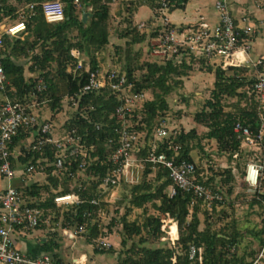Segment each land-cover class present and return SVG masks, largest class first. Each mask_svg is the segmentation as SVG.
I'll return each instance as SVG.
<instances>
[{
  "label": "trees",
  "instance_id": "1",
  "mask_svg": "<svg viewBox=\"0 0 264 264\" xmlns=\"http://www.w3.org/2000/svg\"><path fill=\"white\" fill-rule=\"evenodd\" d=\"M10 0H0V22L7 16L11 17L15 7L10 6ZM17 3H33L32 8L27 7V16L24 17L28 30L33 34V39H14L8 36L3 37L6 56L3 59V68L7 78L5 94L11 99L23 100L33 90L37 78L43 77L47 83V88L40 92V97L50 99L49 106L52 116L55 118L63 108V100L66 95L77 94L88 80L89 73L86 71L102 69L99 54L110 44L109 18L112 0H79V5L74 0H61L64 8V20L50 23L46 20L42 8V2L48 0H13ZM160 0H131L125 3V9L129 13L128 25L123 30L122 36L128 37L125 41V48L116 44L115 50L119 55V60H125L126 75L129 81L134 82V90L142 91L153 89V98L144 102L140 113H135L131 117L135 128L147 130L148 135L152 132L156 120L165 115L169 109L166 97L174 88L173 83L182 84V77L187 76L189 71L195 68L193 57L183 56L180 62L173 59L166 61H146L138 65L139 51H132V46L144 42L146 33L134 26L132 23V13L135 7L143 3L149 4L153 9L159 6ZM169 10L184 8L188 0H168ZM91 8V11H88ZM89 12L86 21H83L82 13ZM235 24L236 21H235ZM158 36V31L151 33ZM253 33H242L240 42L251 41ZM78 48L83 54L84 68L74 74L68 70L69 65H74L75 58L71 55V50ZM23 56L25 59L18 60ZM198 68L214 74L213 86L210 96L205 100L202 108L194 114V121L204 126L206 129L199 133L196 127L190 130L179 129V134L174 139V143L179 144L177 159H187L193 161L191 151L197 145L204 149V141H214L217 151H225L230 159H240L244 156H251L253 153L239 150L241 138L234 131L236 123H241L249 127L255 133L261 125L262 103L254 91L255 77H249L246 73H251L253 68L249 66L230 65L226 68L222 65H214L206 59H200ZM27 64H29L27 68ZM264 61L258 67L261 69ZM146 68V72L140 78H136V69ZM264 71V70H263ZM38 75V76H37ZM235 98L229 103L228 100ZM228 102V103H227ZM119 104L117 95L108 87L98 92H88L81 97L79 108L83 112L77 114L65 122L67 128H75L82 136V143L87 148L89 155L87 159L91 162L88 171L101 176L111 166L108 158L109 153L117 146L118 134L115 127L120 122L115 117L116 107ZM101 123L97 128L96 124ZM21 137L15 136V141ZM110 139H113L110 143ZM264 153V139L262 142ZM159 150H165L172 154L173 147L168 148V143L160 146ZM239 151V157H234V152ZM49 157L52 159L54 153L48 149ZM38 156V153H36ZM32 155L27 154L22 161L31 159ZM262 157V156H261ZM97 158V159H95ZM264 158V157H263ZM262 158V159H263ZM264 160V159H263ZM76 162L72 163L70 169L75 172ZM211 166L209 169L211 170ZM197 165V173L205 171ZM153 174V178L143 179L138 184L131 187V204L137 208H143L146 203H151L158 211V215H149L142 225L135 221H128L127 215L130 209L124 213L122 221L123 239L121 245L126 248L120 253L118 264H199L190 259V244L201 243L204 246L202 264H250L245 255L239 256L234 247L237 243V233L231 234L226 231V227L219 231L213 230L209 224L199 228L202 223L199 217L201 209L207 217L215 212V205L223 204L225 201L215 203L212 209L202 206V200L195 198L192 193L177 191L173 196H169L167 189L171 184L168 171L163 166L154 167L151 163L146 165L145 176ZM222 176L221 187L228 185L229 192L232 191L234 173L232 167H226L218 171ZM224 176V178H223ZM215 175L211 174L201 180L213 186ZM51 186L56 187L60 182L63 184V192L70 191L67 180H60L50 176ZM231 184V185H230ZM96 184L89 186L84 194L87 198L95 197ZM50 190V185L33 184L25 188L28 194L38 195L41 191ZM194 203L192 204V201ZM264 192L258 189L253 198L254 203L263 205ZM104 202L102 206L104 207ZM42 206L55 211L56 207L52 199H47ZM65 220L70 223H82L85 221L83 212L90 210L97 212L98 207L89 203L83 205L71 204L64 207ZM161 215L170 216L178 223V239L169 246H147L146 239L141 237L138 242H132L128 246V239L135 235H141L143 230L154 237H161L164 231L161 229ZM96 217V216H95ZM93 221L88 219V227ZM164 225L168 223L164 221ZM96 223L91 227L90 241L97 235ZM256 236L260 239L261 246L264 245V229ZM109 250V251H108ZM96 253L112 252V249L95 247ZM125 254V257L123 255ZM176 256V261L172 260Z\"/></svg>",
  "mask_w": 264,
  "mask_h": 264
},
{
  "label": "built area",
  "instance_id": "2",
  "mask_svg": "<svg viewBox=\"0 0 264 264\" xmlns=\"http://www.w3.org/2000/svg\"><path fill=\"white\" fill-rule=\"evenodd\" d=\"M79 5V0H74ZM45 18L50 23L64 20V8L61 0H48L42 2ZM32 8L33 3L26 4ZM215 8L219 20L212 25L201 18L197 23L180 27L172 25L168 20L169 1L160 0L155 8V18L160 22L155 25L158 36L152 41V52L161 61L173 59L180 62L183 56L196 59L194 66H198L200 59H206L211 63L213 57L221 58L220 65L226 68L230 65L249 66L255 68L257 75L254 82V91L257 98L264 102V71L258 70L263 63V56L251 57V41L240 42L242 33H253V26L239 27L235 24V18L226 0H216ZM21 13V10H18ZM24 14L20 19L10 25H2L0 28V174L7 180V184L0 191V264H65L55 258L51 253L43 252L32 255L19 248L15 233L18 230L36 229L46 219L51 208L45 209L42 204L51 197L56 207H65L71 204L83 205L89 203L98 207L97 212L85 210V221L74 223L72 235H78L88 231V219L94 221V217L104 214L102 203L112 201L114 189L121 182L138 184L146 168L151 163L154 167L163 166L167 169L171 184L167 189L169 196L177 191L192 193L195 198L202 200V206L212 209L215 203L225 200L223 187L213 186L201 180L211 175L209 167H214V160L208 159L206 170L197 173V161L177 159L179 144L174 139L179 134V129L169 127L166 123H156L150 137L147 130H138L131 117L140 113L144 102L149 99L145 90L135 91L134 82L128 80L125 72L119 69H95L90 70L88 80L81 90L74 95H66L63 100V108L55 118L49 106L50 99L40 97L39 93L47 88L43 77H38L33 90L23 100L11 99L5 94L7 84L6 74L3 68V59L6 56L3 37L29 38ZM138 29H152L146 21L137 24ZM71 55L75 58L74 65H69L68 70L77 74L84 68L83 54L80 49L73 48ZM38 76V75H37ZM109 88L118 97L119 104L116 107L115 117L120 122L114 129L118 134L117 146L109 153L110 168L104 175L98 176L88 171L91 162L87 148L82 143V136L75 128L69 129L65 125L68 119L83 112L79 108L81 97L88 92H98L103 88ZM66 119L60 121L59 115ZM261 125L255 133L249 127L236 123L234 131L241 138L240 151L251 152V158L246 162L244 169V181L247 191L255 193L260 186L264 170V160L259 155L263 150L264 116L261 115ZM101 123L96 127L100 128ZM21 137L15 141V136ZM113 139H110L112 143ZM168 143V148L173 147L172 154L165 150H159L160 146ZM48 149L54 153L49 157ZM225 153V151H221ZM31 159L22 161L27 154ZM38 153V156L36 155ZM239 151L234 152V157H239ZM215 157V155L212 154ZM97 159V158H95ZM76 162L77 168L73 172L70 169ZM26 175L36 172L43 173L46 178L50 176L68 182L70 191L63 192L64 186L60 182L56 187L52 186V193L41 191L38 195L28 194L25 188L17 186L14 182L18 169ZM96 184V196L87 198L84 194L92 184ZM110 198L106 199V195ZM194 200L192 201V204ZM169 217L172 225L178 223ZM163 224V229H165ZM200 228V227H199ZM179 232V231H178ZM170 244L178 239L168 232ZM97 247L110 248L113 243L105 236L100 235L94 239ZM204 246L190 244L189 257L203 263ZM176 261V256L172 257ZM250 264H264V245L261 252L250 261Z\"/></svg>",
  "mask_w": 264,
  "mask_h": 264
},
{
  "label": "rangeland",
  "instance_id": "3",
  "mask_svg": "<svg viewBox=\"0 0 264 264\" xmlns=\"http://www.w3.org/2000/svg\"><path fill=\"white\" fill-rule=\"evenodd\" d=\"M10 6L15 7V10L12 12L10 21L19 20L20 14L27 16V6L25 3H17L16 1L10 0L8 3ZM110 9V18H109V33H110V44L106 46L103 51L98 56L100 60L102 69H119L126 73V63L125 60H119V55L116 53L115 45L119 44L123 49L126 47L124 42V36H122L123 30L127 27L129 18V13L126 11L125 5L121 7L119 4L117 6L111 5ZM21 10V13H18V10ZM88 11H91V8H88ZM83 15V14H82ZM81 15V16H82ZM11 24V23H10ZM9 24V25H10ZM29 39H33V34H29ZM14 39V38H12ZM137 46V47H136ZM148 46V45H145ZM152 48L146 50L143 46L134 45L132 46V51H139L140 57L138 58V65H142L144 62L149 61H160V58L153 54ZM18 60L25 59L23 56L17 58ZM221 58L213 57L211 63L214 65L220 64ZM29 64H27L28 68ZM258 70L263 71L264 66ZM146 72V68L136 69L134 75L136 78H140L143 73ZM249 77H255L257 75L256 69L253 68L251 73H246ZM182 84H175L172 92L166 97L169 109L165 115L159 117L156 120V123L163 122L169 125V127L176 126L178 129L190 130L193 127H196L199 133L205 131V127L197 124L194 121V114L199 111L205 100L210 96V90L213 86V76L210 75L207 71L199 69L196 66L194 69L189 71L187 76L182 77ZM147 96L153 98V89H146ZM0 96H3L0 94ZM235 101V98L229 99L228 102L231 103ZM227 102V103H228ZM264 116V103H262L261 114ZM60 121L65 120L66 118L59 115ZM204 149H201L199 146L195 145L193 150L194 154L197 153V165L201 169H205L208 159H213L215 168H211V173L215 175V180L213 182L217 183L219 186L222 184V176L218 174V171L225 169L231 165L234 173V182L232 183V191L229 192L228 185L223 186L225 194V203L215 205V212L207 217L204 210L200 212V218L202 220L200 228L205 225L209 226L216 231L226 227V231L232 235L237 233V243L234 247V251L238 253L239 256L245 255L246 259L251 261L254 259L262 250L260 239L256 234L264 229V200L263 205L260 203H254L253 198L255 193H250L247 191V185L244 181V169L246 162L251 158V156H244L240 159H230L227 152L223 153L217 151L215 144L212 141H204ZM215 155L214 156H212ZM264 157V153L261 155ZM264 159V158H263ZM223 164V165H222ZM153 178V174H148L145 176V170L141 177L143 179ZM224 178V176H223ZM231 185V184H230ZM132 185L128 183L121 182L115 189V197L110 202L104 204V215L94 217V221L88 227V231L85 233H80V235L85 236L86 238L90 237L91 227L96 223L98 233L94 238L99 237L100 235H111L113 238L111 241L113 243L112 252L116 253L119 259L120 253L124 252L126 248H123L121 241L123 239L122 234V217L129 209V214L127 215L128 221H135L136 223L142 225L146 217L149 215H158V211L152 206L151 203H146L143 208H137L131 204V190ZM259 189L261 192H264V170L262 173ZM54 215V222L66 224L69 222L65 220L64 212L66 209L64 207L56 208ZM168 216L161 215V229L164 231V234L161 237H154L151 234H148L146 230L142 231L141 235H135L132 239H128L129 247L132 242H138L141 237L146 239V245L149 247L156 246H169V235H174L175 224L172 225V222L169 221ZM164 221L168 223V226L163 229ZM176 222V220H175ZM178 230V229H177ZM92 242V241H91ZM94 247H97L96 243L93 241ZM109 251V250H108ZM123 255V254H122ZM125 257V254L123 255ZM117 259V262H118ZM118 264V263H117Z\"/></svg>",
  "mask_w": 264,
  "mask_h": 264
},
{
  "label": "crops",
  "instance_id": "4",
  "mask_svg": "<svg viewBox=\"0 0 264 264\" xmlns=\"http://www.w3.org/2000/svg\"><path fill=\"white\" fill-rule=\"evenodd\" d=\"M129 1L131 0H112L111 5L117 6L119 4L121 7H124L123 5ZM215 1L216 0H188L184 8L170 10L167 14L168 20L172 25L187 27L197 23L203 18L208 23L214 25L219 20V15L215 8ZM226 1L230 6L232 14L239 27H244L249 24L254 28L253 38L251 40V57H264V0ZM155 16V9L146 3L135 7L131 16L134 26H137L141 21H146L148 25L152 26V29L141 30L146 33V39L144 42L136 44L139 47L144 45V48L147 51L150 50V47L152 48V41L157 37L156 34L153 36L151 35L152 32L156 31V23L158 24L160 22ZM9 18L10 17L7 16L0 22V28L4 24L9 25L10 23L12 24L17 21H10ZM123 39L125 42L128 40V37H124ZM208 73L213 76L214 81V74L210 72ZM0 94L3 95L1 92ZM212 142L215 144L214 141ZM191 155L194 160L197 161L198 155L197 153L194 154V150L191 151ZM21 170V168L18 169V174L14 180L17 186L27 188L31 187L33 184H47L50 185V190L44 191L47 192V194L52 193L50 179L46 178L43 173L36 172L32 175H26L23 174ZM6 184L7 180L0 174V191L5 188ZM113 197H115V191ZM105 198H110V195L107 194ZM48 199H51V197H48ZM54 215L55 212L51 209L46 219L38 228L18 230L15 233V239L19 248L32 255H38L43 252L51 253L55 258L65 264H117L118 257L116 253H96L93 244L95 238H93V241L91 242L83 235L78 234L73 236L72 226L74 223L67 222L65 225L58 222L55 223ZM103 215L101 214L99 216ZM105 236L110 241L113 239L111 238V235L105 234Z\"/></svg>",
  "mask_w": 264,
  "mask_h": 264
},
{
  "label": "water",
  "instance_id": "5",
  "mask_svg": "<svg viewBox=\"0 0 264 264\" xmlns=\"http://www.w3.org/2000/svg\"><path fill=\"white\" fill-rule=\"evenodd\" d=\"M82 14L83 21H86L89 16V12H83Z\"/></svg>",
  "mask_w": 264,
  "mask_h": 264
},
{
  "label": "bare ground",
  "instance_id": "6",
  "mask_svg": "<svg viewBox=\"0 0 264 264\" xmlns=\"http://www.w3.org/2000/svg\"><path fill=\"white\" fill-rule=\"evenodd\" d=\"M177 236H178V230H177V226H175L173 237H177Z\"/></svg>",
  "mask_w": 264,
  "mask_h": 264
}]
</instances>
